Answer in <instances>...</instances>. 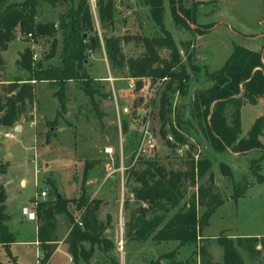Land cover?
<instances>
[{
	"label": "trees",
	"instance_id": "1",
	"mask_svg": "<svg viewBox=\"0 0 264 264\" xmlns=\"http://www.w3.org/2000/svg\"><path fill=\"white\" fill-rule=\"evenodd\" d=\"M44 1L52 6L58 1L64 2L67 8L58 13L57 21L41 22L36 20L40 0H0L1 126L13 127L23 117L27 105L34 100V85L38 82H47L56 88L54 95L60 109L65 106L67 82H77L100 118L102 113L95 94L103 97L108 94L101 92L100 82L90 76L86 64L89 54L103 47L110 67L118 71L126 69V76L137 79L138 87L142 78H148L151 84L160 85L157 115L161 122L160 129L166 124L170 126L173 134L167 139L170 147L180 142L193 149L194 145L174 128L182 124L194 126L196 123L205 141L216 153L224 152L227 148L232 152L264 148V142L261 141L264 138V116L256 118L245 135H242L240 123L241 106L244 103L255 104L259 98L264 97V45L257 52L235 44L221 67L209 72L193 62V53L187 47L188 52L183 60L171 31L164 24L163 0H140L158 29V34L134 36L143 51L135 57L126 56L120 36L112 34L99 37L97 34L89 0ZM168 1L173 25L187 28L188 22L195 20L196 7L185 8L182 0ZM95 6L99 28H113L116 12L114 0H95ZM28 34H31V38L27 37ZM18 36L25 41L51 37V47L46 57H53L60 45L58 63L44 67L41 59H32L35 50L27 45L19 52L16 60L18 66L27 72L26 78L16 77L7 82L2 80L4 61L1 53ZM124 39L128 41L130 36ZM163 49L168 51L165 57L161 56ZM202 69L207 78L206 85L190 90L192 75ZM175 97L184 100L182 104L176 103ZM185 114L187 117L183 118ZM263 157L264 149L258 158L251 161L250 171L255 181L263 179L259 173ZM88 167V164L85 165L83 170L78 198L58 196L56 190L51 200L36 201L33 198L39 223L37 240L42 250L39 264H48L56 248L57 214H64L70 224L64 243L72 258L71 264H90L96 251L107 258L105 264H118L115 253L108 256L114 249L113 240L106 235L109 218L103 222L98 217L102 200L90 199L86 195L84 183ZM219 168L224 176L231 177L228 163L220 162ZM129 174L136 183L131 189L133 199L140 204L125 224L127 239L178 242L175 249L159 255L150 264H195L197 255L199 264H245L238 248L244 249L252 261H256L264 252V235L231 238L221 233L217 243L223 249L222 261H212L207 257L205 245L198 240L208 224L210 213L224 199L214 184L212 161L206 155L194 158L190 154L182 168H167L157 160H146L142 169H132ZM194 187L195 192L189 193V189ZM245 187L246 184L243 188L238 187L234 195H241ZM5 199V189L0 183V244L9 251L15 236L4 222ZM72 201L79 210L82 226L77 224L69 208ZM198 206L203 207L201 214L198 213ZM188 245L193 246L192 252L185 258L180 257V248Z\"/></svg>",
	"mask_w": 264,
	"mask_h": 264
},
{
	"label": "rangeland",
	"instance_id": "2",
	"mask_svg": "<svg viewBox=\"0 0 264 264\" xmlns=\"http://www.w3.org/2000/svg\"><path fill=\"white\" fill-rule=\"evenodd\" d=\"M114 2L116 6L115 26L102 30L96 20L95 0H89L97 34L99 37L112 34L120 36L125 55L138 56L142 53L143 47L134 36L158 34V29L153 25L146 7L140 0H114ZM182 4L185 8H197L195 20L189 21L187 28L174 25L169 27L168 22L166 26L169 27L168 30L173 31L183 60H185V54L188 51L193 52L194 55V42L191 35L193 36L195 33H197L194 35L196 49L209 57L207 64L209 70H218L235 44L253 51H261L264 45L262 36L264 34V0H182ZM66 8L67 4L64 2L58 1L52 6L44 0H40L36 20L41 22L57 21L58 13ZM212 25L215 26L213 29L205 31ZM202 31L204 32L201 33ZM57 36L60 39L59 33ZM126 36H130L128 41L124 39ZM51 40V37L30 41L12 40L8 48L1 53L4 61L1 79L7 82L16 77L26 78L27 72L18 66L16 60L19 52L27 45H30L38 53V58L42 60L44 67L58 63L60 45L57 46L53 57H46L51 47ZM130 48L131 52H128ZM101 52L102 47L89 54L86 70L91 75L107 73L105 62L99 55ZM167 54L166 49L161 50V56L165 57ZM193 62L195 63V60ZM206 80L203 69L198 70L197 74L192 75L190 90L206 85ZM98 82L100 81L98 80ZM35 84L36 98L34 97L32 104L27 105L23 117L17 121L19 124H23L22 132L17 133L11 130V127L0 125V181L5 180L7 183L6 192L10 207L11 204L26 203L11 207L20 212L23 206L29 207L33 204L34 202L29 201V198L33 196L37 199L35 194L38 195L42 190L47 193L49 198L54 197L55 190L65 198H78L81 193L84 165L88 164V173H93L97 180L93 187H85L86 195L90 199H101L98 217L103 222L109 218L106 235L113 240L114 249L113 253L109 252L108 256L115 253L118 264H150L151 259L175 249L178 242L174 240L155 242L147 239L138 241L129 240L125 236V224L140 204L133 199L131 189L136 183L129 173L132 169H142L146 160H157L165 164L167 168H182L189 155L194 156L200 146L204 142L207 143L196 123L193 122L194 126L182 124L176 128L173 127L187 142L194 145L193 149L180 142L176 143L175 147H170L167 143L168 136L172 137L173 135L170 126L166 124L163 129H160L161 122L157 115L156 104L160 96L161 89L158 88L160 85H153L152 90L148 87L144 92H141L142 95L135 97L133 104V129L129 134L136 136V138L134 135L133 138L130 136V140L136 139L134 147L137 148V151L132 156L121 160L118 152L121 148L122 135L125 134L121 108L118 109L119 116L118 113H115L116 115L113 117L115 125L111 126L107 123L109 118L102 119V112V116L98 117L88 96L83 91L77 90L69 93L71 94L70 105H67L65 91V106L60 109L57 97L54 95L56 88L47 82ZM74 86L78 88L77 85ZM109 94L115 101L111 90H109ZM97 97L98 95L95 94V100ZM144 98L146 101H143ZM123 101L126 102V100ZM174 101L182 104L184 100L175 97ZM137 106L142 108V114L138 113L135 108ZM68 111L69 113H67ZM258 112L264 114L263 103L246 104L242 108L241 128L244 132L248 130L252 119ZM171 117L173 118V114ZM98 119L102 120L99 122ZM53 126L61 127V131L58 132L56 129L51 132L50 128ZM145 130L154 137L155 143L152 149L142 144ZM6 131H12L14 138L4 137L3 134ZM78 135L84 139L80 145L76 141ZM113 141L117 143L113 152L105 153L104 148L99 151L98 147H103L105 143ZM261 141L264 142V138H261ZM141 150H144V154L139 152ZM5 154H9V157H5ZM253 156L250 154L245 159L232 164L233 166L230 168L233 177L231 179L222 175L218 165L220 161L229 164L227 161L230 159L222 154H217L216 158H212L213 168L217 173L216 182L224 199L210 213L208 224L203 230L205 238L202 242L212 259L221 260L223 255L222 247L217 243V237L221 231L225 232H222L224 235L240 237L264 235V159L261 161L262 167L259 170L263 179L255 181L254 175L250 171L252 161L250 159ZM108 172L111 174L102 186L98 187ZM21 179H24L25 184L24 182L21 184ZM248 182H251V185L243 189L241 195L235 196V190H238V187L243 188ZM193 190V188L189 189V193ZM69 208L73 216L77 217L79 210L73 201L69 204ZM59 218L68 223L63 214H60ZM121 225H123L122 231H120ZM61 229L65 230L63 227ZM16 236L18 241L27 238L20 232ZM121 240L122 248L120 249L119 242ZM8 250L3 244H0V264H38L39 250L31 243L15 242L9 246ZM242 251L247 264H264V252L256 261H252L248 253L244 249ZM106 262H108L107 258L99 251H96L90 259V264H105Z\"/></svg>",
	"mask_w": 264,
	"mask_h": 264
},
{
	"label": "crops",
	"instance_id": "3",
	"mask_svg": "<svg viewBox=\"0 0 264 264\" xmlns=\"http://www.w3.org/2000/svg\"><path fill=\"white\" fill-rule=\"evenodd\" d=\"M163 6H164V14H163L164 24L166 26V24L168 22V26L169 27L170 26L173 27L172 18H171V14H170L169 1L168 0H163ZM196 10H197V8H196ZM96 20H98V19H96ZM114 26H115V24H114ZM169 27L166 26V28H169ZM214 27L215 26L212 25V27L208 28L207 30H211ZM170 31H171V33L173 32L172 30H170ZM196 34L197 33H195L194 35H196ZM172 35H173V38L175 40L174 33H172ZM194 35L193 36L191 35V39L194 42L193 43V51H194V55L193 56H194L195 62L198 65L202 66L204 69H207L209 72L215 71V70H209L208 69V65L207 64H208V61H209V57L207 55H205L204 53H200L199 51H197L196 45H195V38H194L195 36ZM262 36L264 38V34ZM175 42H176V40H175ZM128 52H131V48H130V50H128ZM99 55L102 57L103 61L105 62V66L107 68V73L106 74H102V75H96V76L91 75V74L90 75L95 80H99L100 81V90H101V92L108 94L106 97L98 96L97 100H96L97 103H98V107H99L100 111L103 113L102 119L106 120L107 118H109V119H107L108 120L107 121L108 125H111V126L115 125V119L113 117H114V115H116L115 113H118V116H119V113H120V111L118 110L119 108H121V110H122L121 111V115H123L122 117H123L124 124H125V129H124L125 130V132H124L125 134H123L124 138H123V135H122L121 148H120V150L118 152V155H119V157L122 160L123 158H127L129 156H132V154L136 153V151H137V148L134 147L136 139L133 140V141L130 140V136H132V138H133L134 134H129L130 131H132V129H133L132 128L133 127L132 121H133L134 117H132V110L134 108L133 104H134V101H135V97H137L138 95H142L141 92H144L145 89L148 88V87L152 90V86L156 85V84H151L150 80L148 78H142V79H140L141 85L138 87L137 79H135L133 77L126 76V74H125V70L126 69H124L123 71H118V70L112 69L110 67V65L108 63V60H107V58L105 56V52H104L103 47H102V52L99 53ZM129 56H131V55H129ZM74 85H77L78 88H76ZM35 88H36V84L34 85V97L36 98V96H35ZM65 88H66L65 91L67 93L66 94L67 95V102H68L67 105H70L69 104V102H70L69 99L71 97V94H69V93L72 92V91L76 92L77 90L80 91L81 89L79 88L77 82H75V81H68ZM109 90L112 91V95H113L115 101L113 100L112 96H110ZM80 92H82V90ZM125 97L127 99H123ZM140 97H142V96H140ZM121 100L122 101L126 100V102H124V101L122 102ZM143 101H146V99L144 98ZM176 103H177V101H176ZM259 103H263L264 104V97L259 98L258 101L255 104H251V105H256V104H259ZM246 104H250V103H244L241 106V108H240V123L242 121V108ZM135 108H137V111H138L139 114L143 113V110H142L141 107L137 106ZM67 113H69V111ZM263 115L264 114L258 112V113L255 114V116H254V118L252 120L254 121L256 118H258L260 116H263ZM142 118H143V116H142ZM102 119H98L99 122ZM119 120H120V118H119ZM253 121H252V123H253ZM31 123L33 124L34 122H31ZM22 125L23 124H19L18 123V126L20 128L18 133L22 132V130H23ZM56 129H58V132L61 131V127L57 128V126H53L52 128H50V131L53 132ZM246 132L247 131L244 132L243 129H242V135H245ZM3 136H4V134H3ZM134 137L136 138L135 135H134ZM169 137L170 136H168V138ZM82 140H84V139L79 137V135L76 137V141L78 142V145L82 144L81 143ZM123 141H124V144H123ZM116 144L117 143L115 141H113L112 143H110V142L109 143H105L103 145V147H98V149H99V151H101V149L104 148V152L105 153H111V152L114 151V148H116ZM200 151H203L204 152V153L202 152L203 155H207V157H209L211 159V161H212V172H213L214 184L217 187L218 191L220 192L219 186H218V184L216 182L217 173H216V171L213 168L214 162H213L212 158H214L215 155H217V154H219V155L222 154V155L226 156L227 158H229L231 160V161L230 160L227 161V162H229V165L231 167V166H233L232 164H234V162H239L241 159H245L250 154L254 155L250 160H253V158H258L260 156V152L259 151H261V150L253 149V150L245 151V152H232V151H230L227 148L224 152L216 153L207 143L204 142V144H202L200 146V148L198 149V152L196 154H194V156L196 155V157H198L199 155H201L202 153ZM139 152L144 154V150H141ZM5 157H9V154H5ZM263 159H264V157L262 158L261 161H263ZM220 162H225V161H220ZM219 163H218V165H219ZM85 165H84V167H85ZM261 167H262V165H261ZM219 170H220V168H219ZM88 171H87V174H88L87 175V179L85 180V183H84V187H86V188L87 187L88 188L89 187H93L95 182H96V180H97L96 177H94V174L91 173V172L88 173ZM109 174H111V173L108 172L103 177V180L101 181V185H99L98 187L102 186L103 182L108 178ZM82 175H83V172H82ZM225 177H227V176H225ZM232 177L233 176L231 175V177H228V178L231 179ZM99 180H101V179H99ZM0 182L4 186L5 193H6V199L4 201V206H5L4 214L6 215V219L4 220V222L7 224V226L10 229V231L15 236V241L10 243V245L15 243V242L31 243L32 245L37 247V250H39V255L42 254L41 246H40V244H39V242L37 240V228H38V225H39L38 219H36L34 221L27 220L25 218V216L22 214L21 210L19 212L17 210L12 209L11 207H14L16 204H18V206H21L22 204H26V203H16L14 205L11 204V207H10V205L8 203V199H7V192H6L7 183H6L5 180L4 181L2 180ZM23 182L25 184L24 179H21V184ZM251 182L246 183V187L245 188H247V186L251 185ZM81 186H82V180H81ZM193 189H194L193 192H195V187ZM42 191H44V190H42ZM42 191H40V193ZM40 193H38V195L35 194L37 199L36 198H34V199L36 201H45V200H51L52 199V198H49V196H47V193H46L45 196H41ZM58 196H60V195L58 194ZM29 201H33V196L29 198ZM35 211H36V209H35ZM202 211H203V207L198 206V213L201 214ZM59 215L60 214L56 215V230H55V235H56V239H57L56 240V248H55L54 252L51 254V256H50V258L48 260V264H71L72 258H71L70 254L67 251L66 244L64 243V239H65V237H66V235H67V233H68V231L70 229V224H69V222L65 223L64 221H62L59 218ZM62 227L65 230H62L61 229ZM204 228H203V230H204ZM203 230H202L201 236H200V238L198 240L199 242L200 241L202 242V240L205 238V236L203 235ZM19 232L22 233L23 235L27 236V238L25 237V238L20 239L18 241L16 239V237H17L16 234L19 233ZM222 232H224V231H221L220 233H222ZM226 236L231 237V238L240 237V236H234V235H226ZM249 236H262V234H260V235H249ZM243 237H247V236H243ZM126 242H127V240H126ZM176 247H177V244H176ZM257 247H259V246H257ZM192 250H193V246H189V245L188 246H182L180 248V251H181L180 257L185 258L188 254H190L192 252ZM238 250L239 251L241 250L240 254L242 256V259H243L244 263L247 264L245 262V260H244L243 255H242V253H243L242 248L241 249L238 248ZM206 253H207L208 258L211 259L212 261H216V262L222 261L223 255H222L221 260L220 259L219 260H215V259H212V257L210 256L208 250H206ZM197 256H196V263L195 264H199ZM156 258H154V259H156ZM151 260H153V259H151ZM82 264H86V263H82Z\"/></svg>",
	"mask_w": 264,
	"mask_h": 264
},
{
	"label": "built area",
	"instance_id": "4",
	"mask_svg": "<svg viewBox=\"0 0 264 264\" xmlns=\"http://www.w3.org/2000/svg\"><path fill=\"white\" fill-rule=\"evenodd\" d=\"M27 37H30L31 38V34H28ZM17 40H21L22 37L21 36H18L16 38ZM32 59L33 60H37L38 59V53L36 51H34V53L32 54ZM18 126V123H16L13 127H11V130H14V128ZM4 137H7V138H14V134L12 133V131H6L4 132ZM154 137L148 133V131L145 130V133L143 134V138H142V144H145L149 149H152L154 147ZM41 196H45L46 195V192L45 191H42L40 193ZM34 203L31 204L29 207L27 206H23L22 209H21V212L22 214L25 216V218L27 220H30V221H34L37 219V214H36V211H35V207H36V201H33ZM76 222L79 226H82V222H81V217L80 215H78L76 217ZM123 230V225L120 226V231ZM119 245H120V249L122 248L121 245H122V240L119 242ZM119 249V248H118ZM42 257V254L39 255V259H38V264L40 262V259Z\"/></svg>",
	"mask_w": 264,
	"mask_h": 264
},
{
	"label": "water",
	"instance_id": "5",
	"mask_svg": "<svg viewBox=\"0 0 264 264\" xmlns=\"http://www.w3.org/2000/svg\"><path fill=\"white\" fill-rule=\"evenodd\" d=\"M19 130H20L19 126H16V127L14 128V131L17 132V133L19 132Z\"/></svg>",
	"mask_w": 264,
	"mask_h": 264
}]
</instances>
